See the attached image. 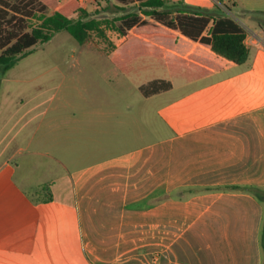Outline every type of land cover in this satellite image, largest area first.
Wrapping results in <instances>:
<instances>
[{"label": "crops", "instance_id": "0c3cea01", "mask_svg": "<svg viewBox=\"0 0 264 264\" xmlns=\"http://www.w3.org/2000/svg\"><path fill=\"white\" fill-rule=\"evenodd\" d=\"M227 2L247 31L249 59L232 77L202 84L219 70L198 51L224 68L237 65L171 30L190 45L175 56L210 75L158 108L167 138L145 141L138 131L133 147L69 172L60 206L48 168L29 158L20 173L16 160L0 162V264H262L263 204L230 187H264V0ZM172 84L150 97L140 93L152 99L173 92ZM102 122L91 128L96 136L111 128ZM222 172L223 188L197 181Z\"/></svg>", "mask_w": 264, "mask_h": 264}, {"label": "rangeland", "instance_id": "374dc122", "mask_svg": "<svg viewBox=\"0 0 264 264\" xmlns=\"http://www.w3.org/2000/svg\"><path fill=\"white\" fill-rule=\"evenodd\" d=\"M221 1L184 0L183 5L200 7L212 14L225 11L237 16V10L229 11L230 2L223 5ZM80 2L89 11H100L97 16L112 15L107 0ZM150 23L157 25L154 21ZM158 27L130 32L126 37L108 31V41L93 37L84 44H78L68 32L62 31L4 76L0 74V162L16 160L24 165L20 173L24 172L29 158L36 167L48 168L50 181H56L54 193L60 206L70 191L69 172L86 166L99 155L133 147L136 143L132 137L138 131L140 139L145 141L167 138L170 130L162 116L156 114L158 108L200 88H195L198 83L172 78L175 89L171 93L152 99L140 93L139 85L152 79H168L164 64L190 49L189 44L178 41V36L172 38L173 31ZM165 33L171 37L164 36ZM198 54L202 61L219 70L217 76L202 84L228 79L240 70L241 65L224 68L223 62L214 60L205 51ZM122 65L127 74L120 71ZM94 110L100 112L90 113ZM99 120L104 121L105 129L111 128L96 136L91 128L95 123L100 124ZM39 152L49 153L53 159L44 161L32 156ZM55 171H59V176L53 175ZM225 179L222 172L197 181L217 189L226 186ZM261 251L263 264L262 245Z\"/></svg>", "mask_w": 264, "mask_h": 264}, {"label": "trees", "instance_id": "16d2710c", "mask_svg": "<svg viewBox=\"0 0 264 264\" xmlns=\"http://www.w3.org/2000/svg\"><path fill=\"white\" fill-rule=\"evenodd\" d=\"M107 1L111 16H97L100 11H89L80 0H0L1 76L62 31L68 32L78 44H84L93 37L108 41V31L126 37L130 32L163 26L192 42L208 46L218 57L236 65H244L249 59L247 31L225 11L212 14L200 7H186L184 0L177 3L172 0ZM151 21L157 25H152ZM172 38L178 39L177 36ZM164 65L168 79H152L138 86L145 97L171 90L172 78L193 82L210 75V71L185 58L175 57ZM119 69L127 74L125 65ZM230 189L250 194L264 205V187L232 186ZM262 247L264 250V224Z\"/></svg>", "mask_w": 264, "mask_h": 264}]
</instances>
